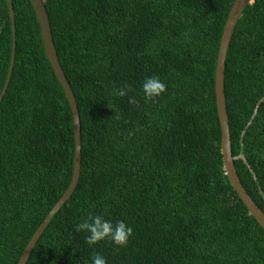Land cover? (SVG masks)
<instances>
[{"label":"trees","instance_id":"trees-1","mask_svg":"<svg viewBox=\"0 0 264 264\" xmlns=\"http://www.w3.org/2000/svg\"><path fill=\"white\" fill-rule=\"evenodd\" d=\"M13 73L0 102V264H17L73 175L72 109L30 0H12ZM81 118L78 185L27 264H264V228L226 174L216 64L235 0H43ZM13 30L0 0V95ZM166 90L146 101L141 83ZM124 88L126 95H115ZM232 154L264 211V0H252L227 52ZM130 99L136 102L129 103ZM89 213L133 229L125 247L85 243Z\"/></svg>","mask_w":264,"mask_h":264},{"label":"water","instance_id":"water-1","mask_svg":"<svg viewBox=\"0 0 264 264\" xmlns=\"http://www.w3.org/2000/svg\"><path fill=\"white\" fill-rule=\"evenodd\" d=\"M30 1L35 9L36 16L41 27V33L44 41L46 54L60 84L62 85L66 93V96L69 100L72 109L74 130H75V154H74L73 175L66 192L54 204V206L51 208V210L49 211V213L47 214L41 225L35 231L31 239L29 240L27 246L25 247L17 264H27L43 232L45 231L49 223L52 221L55 214L72 196L80 179L81 158H82V129H81L80 111L71 84L65 74V71L63 70V67L59 59L57 47L53 38L48 11L43 0H30ZM251 2L252 0H235L232 5L220 42L218 59L216 64V73H215V82H216L215 89L217 96L218 114L222 128L221 146H222V155L226 169V174L228 175L230 182L236 189L240 198L248 207L250 214L254 216L256 220L259 222V224L264 228V211L263 209H261V207L258 206V204L253 200V198L244 188L243 183L241 182L240 177L237 173V169L235 167L234 157L232 154L231 136H230L228 113L226 108V96H225V88H224L227 52L232 39V35L238 20L241 18V16L244 13L246 6ZM8 3H9V11L12 22V30H13V47H12L10 69L4 84L2 94L0 95V102L5 92L7 91L13 73L15 57H16V46H17L16 22H15V11L13 8V1L8 0Z\"/></svg>","mask_w":264,"mask_h":264},{"label":"clouds","instance_id":"clouds-1","mask_svg":"<svg viewBox=\"0 0 264 264\" xmlns=\"http://www.w3.org/2000/svg\"><path fill=\"white\" fill-rule=\"evenodd\" d=\"M141 88L143 96L146 101H150L159 97L166 90V85L159 77H146L142 83ZM117 96H125L126 91L120 88L115 92ZM134 99H130L129 103H135ZM77 232L85 233V243L89 246H94L102 241L108 240L113 245L118 247H125L129 238L133 234V229L124 220H117L112 222L105 219L103 215L89 213L88 216L75 226ZM91 264H107V260L99 253L91 257Z\"/></svg>","mask_w":264,"mask_h":264}]
</instances>
